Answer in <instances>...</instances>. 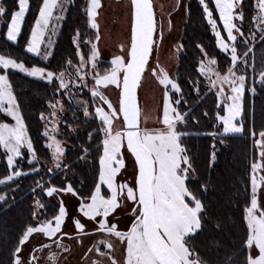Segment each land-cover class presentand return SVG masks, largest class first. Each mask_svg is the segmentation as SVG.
Masks as SVG:
<instances>
[{
    "label": "snow or ice",
    "instance_id": "1",
    "mask_svg": "<svg viewBox=\"0 0 264 264\" xmlns=\"http://www.w3.org/2000/svg\"><path fill=\"white\" fill-rule=\"evenodd\" d=\"M66 3L67 0H43L31 27L25 51L39 58L46 65L53 56V37L57 26L66 18L63 15ZM212 3L223 25L226 39L222 36L217 21L213 19V11L209 4L205 0H199L205 19L215 36L216 47L225 54L226 59L230 57L231 67L228 68L227 73L221 74L213 68L217 60L208 58L201 60L198 71L206 78L209 91L217 89V108L223 105V115L219 112L216 114V121L223 126L222 131H213L207 135L223 143V137L244 132L243 123L239 122L238 118L242 113L246 76L237 75L234 69L239 60L238 36L245 46L249 38L245 37L243 28L245 23L243 0H212ZM16 7L18 10L11 11L10 19L7 20L6 33H4L6 41L13 44L17 43L22 35L26 14L30 8L29 0H16ZM100 7V0H88L86 12L91 29L98 28L96 16L97 9ZM255 7L258 11L252 18L253 23L260 34V40L264 41V0H256ZM131 9L130 47L125 56H116L111 59V67L104 69L103 72L98 67L102 60L96 43L83 41L84 44L91 43L90 55L85 60L84 54L80 51L79 31L73 37L79 63L68 60L67 67L60 66L62 68L60 71L39 66L29 68L24 62H17L16 59L0 55V69L4 71V74H0V114L14 121L12 124L0 122V148L6 154V163L10 170L6 179L0 180V185L14 182L21 176L39 174L41 171L40 167L35 166L40 162L33 141L29 138L17 97L9 82L8 70H12L45 81L46 85L51 86L52 99L48 106L52 110L50 113L52 117H56L58 112L65 111V103L68 105V110L73 113V120L77 118L79 111L83 112L84 117H91L93 115L91 107L95 106L94 117L99 120L100 126L88 134L89 147L84 148L85 156L82 158L86 159L95 137L102 135L98 182L95 183L90 198H81L78 211L88 220L96 222V232L116 237L122 244L126 243L123 264H212V261L202 256L195 244L197 237L204 231L209 221L207 205L204 203L208 189L204 186L203 191L198 193L186 183L190 180L195 168L193 158L183 140L192 133L181 130L180 126L187 125L193 109L181 110V106L187 103L184 100L182 87L177 81L170 79L163 69L157 71V68H151L150 70L159 83L165 86L162 119L164 127L153 130H141L138 127L139 110L136 89L140 85L146 67L149 66L154 48L159 45L154 39L157 24L151 0H131ZM54 10L57 13L55 17ZM8 16L9 10L0 4V18ZM159 38L163 39L162 32ZM99 39L100 36L97 35L96 40ZM251 39L255 40V33ZM197 47L201 46L197 45ZM201 51L204 52L202 47ZM248 53L254 54V47H249L248 52L245 53V67H247ZM205 55L207 57V53ZM88 65H91V71L88 70ZM253 71H255L254 66ZM258 82L264 86V71L260 73ZM110 85L120 89L118 109L101 90L107 89ZM193 86L199 94L196 83H193ZM225 86H227V92ZM84 89L88 90L84 95L90 96V99H77L79 92ZM250 91L255 95V87ZM102 105H107L108 110L106 111ZM118 114L123 115V130H117L113 126V120ZM204 115L207 116L208 113L205 112ZM41 118L47 119L43 113ZM193 120L199 122L195 117ZM43 135L51 141L46 147L52 150L54 165V168H49L47 171L61 172L70 168L64 159V149L51 136L47 123ZM252 135L255 137L256 132L253 131ZM254 144L259 149V161L251 164L250 192L245 190L246 206L242 212V224L246 227L241 251L247 253L245 264H264V207L259 204L260 197L264 195V175H260L261 171H264V163H262L264 162V130L259 132V139H255ZM125 148L134 157L137 166V173L132 184L117 183V176L124 167L122 149ZM212 148L211 158L214 162L215 143ZM22 149H26V155ZM25 159L27 165L31 166L27 172L21 168ZM101 186H106L107 193L102 194ZM33 193L52 198L69 193L77 196V190L71 183L64 187L46 186L43 179L36 182ZM88 199L90 203L87 202ZM4 201L6 196L0 195V202ZM127 202L133 205L131 214L134 219L127 231H121L118 230L117 223L113 222L115 217L112 220L109 217L117 208L122 206L127 208ZM36 208L43 209L45 205L37 199ZM66 215L63 200L60 201L58 214H55L52 219H41L40 213L34 211L32 219L37 223L29 224L22 231L11 253V264H40L41 257H38L36 252L41 254L48 252L45 258L47 264H58V253L49 250L55 245L58 249L68 251L63 238L65 236L69 239L74 238L69 233L61 231ZM98 217L101 219L97 220ZM73 223L80 235L87 237L94 234L86 232L85 225L79 219H74ZM216 229L219 230V224L216 225ZM58 234L59 239H54ZM41 236L50 240L51 244L40 239ZM30 238L38 239L40 242L28 256H24V247L30 243ZM101 245L111 249L112 244L100 240L95 246V251L99 256L109 258L111 264H117L113 257L101 250ZM88 251L91 252L93 249L89 248ZM215 251L219 253L220 249L216 248ZM85 255L87 256V253ZM234 259L227 253L222 261L219 255L216 257L218 264H234ZM92 264H101V261L94 260Z\"/></svg>",
    "mask_w": 264,
    "mask_h": 264
},
{
    "label": "trees",
    "instance_id": "2",
    "mask_svg": "<svg viewBox=\"0 0 264 264\" xmlns=\"http://www.w3.org/2000/svg\"><path fill=\"white\" fill-rule=\"evenodd\" d=\"M10 2L11 0H2L1 4L7 7ZM86 2L87 0H67L63 13L66 18L60 21L57 26L56 34L53 37V56L50 57L48 67L55 66V70L60 71L62 70L60 66L67 67L68 60L78 63L79 57L76 56L77 49L73 44V37L79 31L81 46H83L85 45L83 41L87 37V29L91 35L94 31L87 25ZM30 3L20 41L28 40L31 27L34 24V15L39 11L43 0H30ZM243 5L245 12L243 28L244 32H247V36L253 27L252 18L256 12L255 0H244ZM55 15L57 13L54 10ZM203 18L200 5H196L189 12L188 24L183 37V52L179 58L177 72V81L182 87L184 100L187 101L181 106V110L193 109L187 125L180 126L181 130L192 133V135L184 137L183 140L193 158L195 168L193 176L187 183L191 189L198 193L203 191L204 186L208 189L204 203L207 205L209 221L205 225L204 231L197 237L195 244L202 256L212 261V264H218L217 255L222 261L225 258V253L235 258L234 264H245L247 253L241 251V242L246 225L242 224V212L246 206L245 190L250 192L252 151L250 132L252 130L257 133L264 129V86L253 95L251 104L249 101L243 102L241 122L244 132L223 137V143H220L219 139L214 140L212 136L207 135V133L218 131L216 114L219 109L214 90L209 91L206 86V78L201 76L198 71V65L203 58L201 49L197 47V45H202V37L205 33ZM4 33L0 32V50L6 51L11 56H17L18 44L7 42ZM262 44L264 45V41ZM261 53L259 54L261 59L258 60L259 67L264 62V49L261 50ZM103 63L102 60V63L98 65L102 72L105 66ZM8 75L25 120L29 138L33 141L40 162L35 166L40 167L41 171L39 174L21 176L14 182L0 185V195L6 196V201L0 202V264H11V253L18 243L22 231L29 224L35 225L36 221L32 219L34 212L32 197L35 195L33 189L36 187V182L42 171L48 170L42 162L46 160L51 163L46 152V138L43 135L40 115L50 110L48 104L52 99V88L50 85H46L45 81L30 78L18 71L8 70ZM35 82L36 85H34ZM193 83H196V87L199 88V94ZM85 92H87L85 89L81 92L82 96L89 100V96L84 95ZM73 106L75 107V105ZM66 108L68 109L67 104ZM67 112L73 114L71 110ZM205 112L208 113L207 116L204 115ZM4 117L3 114H0V122H3ZM193 117L197 118L199 122H195ZM214 143L216 158L213 162L211 157ZM92 150L88 151L91 152V158L89 157L87 162L84 161L85 165H94L92 162L95 161L96 155ZM24 153L26 155V150ZM72 160L73 158H70L67 162ZM69 165L67 178L74 183L75 189L82 195L86 192L85 188L93 186L96 172L85 166L77 167L74 162ZM30 167L25 159L21 165L22 170L27 172ZM9 171L6 154L0 148V180L5 179L4 177L9 175ZM47 173L50 176L54 172L47 171ZM41 198V203L45 205V208L41 209V217L44 219L53 217L56 213L54 205L49 203L47 198L42 196ZM217 224H219V230L216 229ZM216 248L220 249L219 253L215 251Z\"/></svg>",
    "mask_w": 264,
    "mask_h": 264
},
{
    "label": "rangeland",
    "instance_id": "3",
    "mask_svg": "<svg viewBox=\"0 0 264 264\" xmlns=\"http://www.w3.org/2000/svg\"><path fill=\"white\" fill-rule=\"evenodd\" d=\"M205 0L206 3L209 4V7L213 11V19L217 21V26L221 30L222 36L226 39V33L223 32V25L219 21L218 13L215 11V5L212 3V0ZM153 8L155 12V19L157 24V29L155 33V40L159 47L154 48L153 54L150 57L149 66L146 67V71L142 76L141 83L139 86V102H140V127L141 130H153V129H162L164 126L162 124L163 119V95L165 91V86L159 83V80L156 76L152 75L151 68H157V71L163 69L169 76L170 79L177 81V72H178V64L181 53L183 52V37L184 31L188 24V15L193 7L199 4V0H152ZM244 2V0H243ZM1 4V3H0ZM29 4L30 0H29ZM43 4V3H42ZM256 4V0H255ZM101 7L97 9L96 23L98 25L97 29H93V35H91L90 31L87 29V37L85 38L87 41L91 43H96L98 51L100 53L101 60L104 61L103 69L111 67L110 61L116 56H125L127 50L129 48L130 41V26H131V5L130 0H100ZM88 6V0L86 2L85 12ZM201 6V5H200ZM9 10V16L7 18H0V32L5 31L7 28V20L10 19L11 11L18 10L16 7V0H11L10 5L6 7ZM202 8V6H201ZM203 11V8H202ZM257 8L255 15L257 14ZM39 12V11H38ZM38 12L34 15V20L37 18ZM204 16V13H203ZM55 17V16H54ZM204 34L202 37V45L201 47L204 49V52L201 51L202 60H206L208 58L216 59L217 64L213 65L217 71H220L221 74L227 73L229 67H231L230 57L225 58V54L221 53L220 50L216 47L215 36L212 33L211 26L207 23V20L204 16ZM86 21L88 25V18L86 12ZM238 23V21H236ZM89 26V25H88ZM251 31H249V35L246 36L247 32H244L245 37H248V43L245 46L240 42L238 36V53L239 60L238 65L234 69L237 75H245L246 76V88L245 94L242 99V113H243V102L247 103V101L252 102L253 93L250 91L251 88L255 87L256 91H259L262 85L258 82L260 73L264 71V62L261 67L258 66V60L260 58L261 50L264 49L263 41L260 40V34L256 28V26L252 25ZM90 28V27H88ZM91 29V28H90ZM163 33V39L159 38L160 33ZM255 33V40L251 39L252 35ZM235 34V33H234ZM99 35L100 39L96 40V36ZM47 39V37H46ZM11 43V42H10ZM91 43L85 44L81 46L80 51L85 56V60H87L88 55H90ZM13 44V43H12ZM18 44V54L17 56H11L6 51L0 50V55H5L6 57L16 59L17 62H24L26 67L39 66V67H48L44 62H42L39 58L32 56L31 54L26 53L25 47L27 44L26 40L20 41V38L17 43ZM201 47H199L201 49ZM249 47H254V54L248 53L247 56V67L244 64L245 53L248 52ZM207 53V57L205 55ZM262 54V53H261ZM261 59V58H260ZM264 60V59H263ZM50 62V60H49ZM48 62V63H49ZM79 63V59H78ZM77 63V64H78ZM158 65V67H157ZM200 64L198 65L199 68ZM253 66L255 71H253ZM55 69V66L48 67V70ZM102 69V70H103ZM88 70L91 71V65H88ZM102 72V71H101ZM0 74H4L3 69H0ZM31 78V77H30ZM35 79V78H33ZM178 82V81H177ZM207 82V81H206ZM36 85V82L34 83ZM170 87V86H169ZM88 91L87 89H85ZM104 94L108 97L110 102L113 104L115 108L118 109V99H119V89L114 85H110L107 89H101ZM216 94L217 89H213ZM76 91V90H74ZM225 91L227 92V86H225ZM170 95L175 96V94L170 93ZM77 99L86 100L82 96V93L79 92ZM90 99V96H89ZM217 99V97H216ZM218 102V101H217ZM251 104V103H250ZM107 111V105H102ZM94 108L91 107L92 116L84 117L83 112L79 111L77 113V118L75 120L72 119L73 114L68 113V109L66 108V104L64 105L65 111L62 113H57L56 117H52L50 115L51 109L44 113V116L47 119H41V123L43 126V130L45 132V125L47 123L48 130L54 140L59 142L61 147L64 149V159L66 163L69 165L74 162L77 167L85 166L87 169L96 172V180L90 188H85V191L82 195L78 193L77 196H72L69 194H61L55 198L40 195H33L32 197V208L33 211H38L41 215V209L37 210L36 208V200L39 199L42 202V197L47 198L46 200L53 204L55 207V214H58L60 201L63 200L67 215L65 217L64 224L62 225L61 231L63 233H69L73 239H69L68 236L63 238V243L69 249L68 251H63L62 249L56 248L55 245L49 250L51 252H56L59 255L58 264H92L94 260L101 261V264H111V260L107 257H101L95 251V246L98 241L105 240L108 243L112 244V248L108 249L105 246L101 245V250L108 253L111 257H113L117 264H123L124 254L126 243L122 244L119 239L113 236H109L105 233L96 232V222L90 221L85 218L79 211V205L81 198L91 196V192L95 188V183L98 182V174H99V156L102 154V144L100 143L103 139L102 135H98L95 137V140L91 143L89 150H92L96 155V159L92 164L85 165L84 161L87 162V159L91 155L88 152L86 159L82 158L85 156L84 148L89 147V133L93 132L94 129H98L100 126L99 120L94 117ZM218 112L223 115V105L219 108ZM241 116L238 118V121L241 122ZM85 121H87L85 123ZM3 122H8L10 124L14 123L11 121L9 117H4ZM84 122V123H82ZM84 124V125H83ZM113 126L117 130H123V123L120 115L113 120ZM222 124L217 122L218 131H222ZM53 129H55L53 131ZM74 129V131H73ZM264 130V129H262ZM261 131V130H260ZM259 131V132H260ZM252 130L250 132V139L252 145L251 151V161H250V177H251V164L253 162L259 161V149L255 146L254 140L259 139V132L256 133V136L253 137ZM235 135V134H234ZM46 138V145L50 143L48 137ZM77 142V143H76ZM77 144V145H76ZM76 145V146H75ZM74 146V147H73ZM99 146V147H98ZM26 149H22L24 152ZM47 155L49 156L51 163L44 160L42 162L43 166L45 165L47 169L54 168L52 163V150L49 148L46 149ZM67 153V154H66ZM122 154L124 158V167L121 169L120 173L117 176V183H134L135 176L137 173L135 162L130 153L127 152L126 148L122 149ZM73 158L71 162H67L68 159ZM79 159V160H78ZM264 163V162H262ZM92 167H91V166ZM95 167V168H94ZM93 168V169H92ZM69 169H65V171L55 172L52 175H48L47 171L40 174L39 180L43 179L46 183V186L56 187H64L68 183L72 181L67 178V173ZM57 174V175H55ZM260 175H264V171H261ZM193 176V173L191 177ZM6 179V176L4 177ZM187 183V182H186ZM74 189L75 186L73 185ZM102 187V194L107 193L106 186ZM39 192V189H37ZM110 195V193H108ZM90 203V199L87 200ZM128 206L119 207L115 210L112 216L109 217L110 220L115 217L113 222L117 223L118 230L127 231L134 217L131 214V208L133 207L131 202H127ZM259 204L261 207H264V195L260 197ZM48 218V219H52ZM41 219H44L41 217ZM74 219H79L81 223L85 225V231L94 233L93 235H89L84 237L80 235L73 223ZM101 219L98 217L97 220ZM37 223V222H36ZM35 223V224H36ZM54 223V221H53ZM35 235V234H34ZM46 243L51 244L50 240H47L44 237H40ZM54 239H59V234ZM39 240L30 238V243L24 247V256H28L34 247L39 245ZM89 248H92L93 251L89 252ZM87 253V256L85 255ZM36 255L40 258V264H47L46 257L48 252H44L41 254L40 252H36Z\"/></svg>",
    "mask_w": 264,
    "mask_h": 264
},
{
    "label": "water",
    "instance_id": "4",
    "mask_svg": "<svg viewBox=\"0 0 264 264\" xmlns=\"http://www.w3.org/2000/svg\"><path fill=\"white\" fill-rule=\"evenodd\" d=\"M2 0H0V3H1ZM151 3L153 5V2L151 0ZM130 5H131V0H130ZM153 12H154V8H153ZM131 13H132V9H131ZM154 19H155V12H154ZM156 21V19H155ZM131 22H132V15H131ZM156 33V32H155ZM155 33H154V39H155ZM130 41H131V26H130ZM130 41H129V47H130ZM129 49V48H128ZM151 57V56H150ZM143 76V75H142ZM141 83V81H140ZM140 86V85H139ZM139 86L138 88L136 89V97H137V107H138V110H139V115H138V127H140V102H139ZM119 93H120V89H119ZM118 106H119V99H118ZM120 117H121V120H122V123H123V115L122 114H119ZM123 128H124V124H123ZM141 128V127H140ZM133 160H134V157H132ZM135 162V160H134ZM136 170H137V166H136Z\"/></svg>",
    "mask_w": 264,
    "mask_h": 264
},
{
    "label": "flooded vegetation",
    "instance_id": "5",
    "mask_svg": "<svg viewBox=\"0 0 264 264\" xmlns=\"http://www.w3.org/2000/svg\"><path fill=\"white\" fill-rule=\"evenodd\" d=\"M243 10H244V7H243Z\"/></svg>",
    "mask_w": 264,
    "mask_h": 264
}]
</instances>
